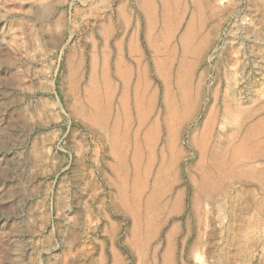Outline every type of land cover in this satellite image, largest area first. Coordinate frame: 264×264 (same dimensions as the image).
<instances>
[{
  "label": "rangeland",
  "instance_id": "1",
  "mask_svg": "<svg viewBox=\"0 0 264 264\" xmlns=\"http://www.w3.org/2000/svg\"><path fill=\"white\" fill-rule=\"evenodd\" d=\"M214 1L0 0V264H264V0Z\"/></svg>",
  "mask_w": 264,
  "mask_h": 264
},
{
  "label": "bare ground",
  "instance_id": "2",
  "mask_svg": "<svg viewBox=\"0 0 264 264\" xmlns=\"http://www.w3.org/2000/svg\"><path fill=\"white\" fill-rule=\"evenodd\" d=\"M192 1H193V0H192ZM201 1H202V0H201ZM215 1H216V0H215ZM215 1H214V2H215ZM164 2H165V1H164ZM178 2H179V1H178ZM168 3H169V2H168ZM190 3H192V2L190 1ZM193 3H194V2H193ZM198 3H199V2H198ZM164 4H165V3H164ZM176 4H177V3H176ZM200 4H201V3H200ZM202 4H203V3H202ZM168 6H170V5H168ZM199 6H200V5H199ZM200 7H201V6H200ZM166 8H167V7H166ZM166 8H164V6H163L162 14H163V13H165V14L168 13V11H166ZM191 9H192V8H191ZM191 9H190V11H191ZM194 9H195V8H194ZM198 9H199V8H198ZM192 10H193V9H192ZM160 11H161V10H160ZM170 11H171V9H170ZM170 11H169V12H170ZM196 11H197V10H196ZM199 12H200V11H199ZM200 13H201V12H200ZM162 14H161V15H162ZM191 14H192V13H191ZM201 14H202V13H201ZM163 15H164V14H163ZM197 16H198V15H197ZM202 16H203V15H202ZM202 16H201V17H202ZM161 17H163V16H161ZM195 17H196V16H195ZM199 17H200V16H199ZM163 20L166 21L167 19H166V20H165V19H162V21H163ZM190 21H191V20H190ZM157 22H158V21H157ZM166 22H167V21H166ZM161 23H163V22H161ZM186 23H187V22H186ZM192 24H193V23H192ZM154 25H155V24H154ZM148 26H149V25H148ZM148 26H147V27H148ZM165 26H166V25H165ZM185 27H186V26H185ZM151 29H152V28H151ZM183 29H184V28H183ZM145 30H146V29H145ZM148 30H149V28H147L146 35H145V36L148 35ZM189 30H191V29H190V26L188 25V26H187V31H189ZM192 30H193V29H192ZM166 31H167V29H166ZM182 31H183V30H182ZM149 32H150V31H149ZM191 33H192V32H191ZM194 35H195V34H194ZM178 36H179V35H178ZM149 37H150V36H149ZM147 38H148V37H147ZM189 38H190V37H189ZM191 38H192V37H191ZM193 38H194V37H193ZM196 39H197V38H196ZM198 39H199V38H198ZM203 40H204V39H203ZM205 40H206V39H205ZM189 41H191V40H189ZM199 41H200V40H199ZM199 41H198V42H199ZM207 41H208V40H207ZM207 41H206V42H207ZM177 42H178V44H179V45H178L179 50L176 49V48H175V49L173 48V49H172L173 51H172L171 53H172V54L174 53L173 56L175 57V58L173 57L172 60H174V59L176 60V59H177V69L175 70V72H176V73H175V76H177L176 78L179 79V75H180L181 72L184 70L183 68L185 67V70H186V71H185V70H184V71L187 72L188 69H191V67H192L193 64H190V67H189L188 69H186V66H188L189 64L187 65L185 62H183L184 55H186V54H185L186 51L188 52V49H187V46H186V45L189 44L188 41H187V32H186V33L184 32V33L179 37V41H177ZM187 43H188V44H187ZM190 44H191V43H190ZM195 44H197L196 41H195ZM199 44H200V43H199ZM193 45H194V44H193ZM188 46H189V45H188ZM170 48H171V47H170ZM170 48H169V49H170ZM191 48H193V47H191ZM191 48H190V49H191ZM192 50H193V49H192ZM192 50H191V51H192ZM195 50H196V49H195ZM188 53H189V52H188ZM198 53H199V52H198ZM153 54H154V53H153ZM175 54H176L177 56H175ZM197 55H198V54H197ZM171 56H172V55H171ZM190 56H191V55H190ZM191 58H192V57H191ZM153 59H154V58H153ZM200 59H201V58H200ZM186 61H187V60H186ZM170 62H171V61H170ZM166 63H167V62H166ZM174 63H175V62H174ZM187 63H188V62H187ZM189 63H190V62H189ZM170 64H171V63H170ZM195 64H196V62H195ZM166 66H167V65H166ZM155 67H156V66H155ZM167 67H168V66H167ZM192 68H193V67H192ZM185 72H184V73H185ZM166 73H167V72H166ZM184 75H185V74H184ZM187 75H188V72H187ZM180 76H181V75H180ZM183 77H184V76H183ZM163 79H165V78H163ZM166 79H167V77H166ZM177 81H178V80H177ZM164 82H166V80H164ZM178 84H179V86H182V85H180V84H182V83L178 82ZM165 85L167 86V84H165ZM181 88L183 89V87H181ZM164 89H165V88H164ZM178 89H180V88L178 87ZM142 90H143V89H142ZM180 90H181V89H180ZM181 91H183V90H181ZM181 91H180V92H181ZM181 93H182V94H181V98H182V97L184 98V92H181ZM181 98H180V99H181ZM150 102H151V101H150ZM166 103H167V102H166ZM188 106H189V105H188ZM188 106H187V107H188ZM165 107H166V106H165ZM187 112H188V111H187ZM154 123H155V122H154ZM134 144H135V143H134ZM214 154H215V153H214ZM212 156H213V155H212ZM214 157H215V156H214ZM240 230H241V229H240ZM234 231H235V230H234ZM236 233H237V232H236ZM243 233H244V232H243ZM239 234L241 235V233H239ZM242 235H243V234H242ZM241 237H242V236H241ZM236 239H237V238H236ZM236 242H237V241H236ZM237 243H238V242H237ZM242 244H243V243H242ZM240 245H241V244H240ZM243 245H244V244H243ZM241 246H242V245H241ZM235 248H237V247H235ZM238 248H239V247H238ZM232 251H233V250H232ZM239 251H242V250H239ZM239 251H238V252H239ZM238 254H239V253H238ZM238 254H237V255H238ZM232 256H233V255H232ZM232 256H231V257H232ZM225 257H226V256H225ZM228 257H229V256H228ZM231 257H230V258H231ZM234 257H235V256H234ZM221 259H222V256H221ZM224 259H225V258H223V260H224Z\"/></svg>",
  "mask_w": 264,
  "mask_h": 264
}]
</instances>
